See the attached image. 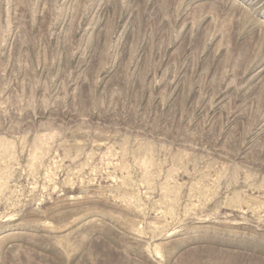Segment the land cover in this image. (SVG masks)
<instances>
[{"label": "rangeland", "instance_id": "obj_1", "mask_svg": "<svg viewBox=\"0 0 264 264\" xmlns=\"http://www.w3.org/2000/svg\"><path fill=\"white\" fill-rule=\"evenodd\" d=\"M0 264H264V0H0Z\"/></svg>", "mask_w": 264, "mask_h": 264}]
</instances>
